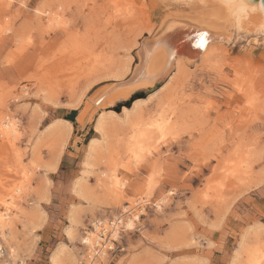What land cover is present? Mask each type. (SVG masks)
I'll use <instances>...</instances> for the list:
<instances>
[{
    "label": "rangeland",
    "instance_id": "374dc122",
    "mask_svg": "<svg viewBox=\"0 0 264 264\" xmlns=\"http://www.w3.org/2000/svg\"><path fill=\"white\" fill-rule=\"evenodd\" d=\"M196 8L165 0L0 7V118L19 124L17 140L0 137V215L9 214L0 264H53L56 251L63 264H85L83 235L128 205H147L146 212L123 233L124 250L111 264H251L259 246L264 264V36H237L209 9L197 8L194 18ZM179 19L226 28V35L211 42L207 60L184 59L183 72L177 59L153 86L161 58L154 44ZM145 49L154 77L134 83ZM136 93L143 97L132 119L171 124L138 145L129 140L124 107L114 110ZM102 114L110 122L106 161L84 173L90 141L103 140L95 127ZM116 180L124 184L118 192ZM72 217L76 231L68 236Z\"/></svg>",
    "mask_w": 264,
    "mask_h": 264
},
{
    "label": "bare ground",
    "instance_id": "6f19581e",
    "mask_svg": "<svg viewBox=\"0 0 264 264\" xmlns=\"http://www.w3.org/2000/svg\"><path fill=\"white\" fill-rule=\"evenodd\" d=\"M11 1L12 0H0V7L6 8V7L10 6ZM159 1H162V0H158V2ZM165 1H171V2L173 1L179 5H186V6L194 5L199 9L200 8L209 9L216 15L217 20L219 22L223 23L225 21L227 24L231 25L233 27L234 33L237 34V36L240 33H244V34L256 33L258 35L264 36V5H263L262 0H165ZM169 4H170V2H169ZM151 5L153 6L152 7L153 10H156V8L159 6V4H157V2L153 3ZM197 8L193 10L194 18H196V16L198 15ZM6 12H7V10H6ZM188 17L191 18L190 16H188ZM168 19H176V18H168ZM52 20H54V19H52V18L50 20L48 19V21H49L48 23H51V24L54 23L55 24V22H52ZM188 20H190V19H188ZM217 20L215 19V21H217ZM193 21L194 20L187 21V20H181V19H179L178 21H168L165 24L166 26L160 31L158 38L156 40V43L154 44L155 48H156L157 44H158L157 48L159 46L161 47V49H159L160 54H161V58L159 60L160 69H158V71H157L158 72L157 73L158 74L157 79L154 80L153 82H151V83H153V86L156 85L162 78H164L166 76V74H168L171 71V69L174 65V62L177 59H178L176 61L177 70L181 69V71H183V72L188 69V68L186 69V66H185L186 64H185L184 59H186L188 62H192L196 59L199 60V58L201 59V61L207 60L210 51L213 49V46H215L214 44H211V42L214 40H215L214 42H217L216 41L217 39L224 37L226 35V31H227L226 28H219L218 29V27H215L213 29L211 24H210V26H211L210 27L207 24H205L204 22H201V21L197 22V20L194 22ZM225 29H226V31H225ZM153 30H154L153 28H150L148 30V32L151 33ZM143 44H142V46H143ZM154 45H151L152 49L154 48ZM212 53L213 52H211V54ZM158 55L159 54L156 53L150 60H152L154 57H157ZM149 56H150L149 50L145 49L143 55L141 54V60H140V64L138 65V69L136 70L134 76L131 79V81H133L134 83H136V82L139 83L141 81L143 82L144 79H147L150 81L153 80L154 74L148 73V71L146 69V65H147L146 62H147V60H148L147 58H149ZM180 56H182V57L179 58ZM150 60H149V62H150ZM148 69L150 70L149 67H148ZM148 83H150V82H148ZM139 103H140V100H137L134 102V104H135L134 108H124L123 109V111L125 113L124 118L127 119L126 123L129 124V126L132 130V135L129 137V140L135 141V143L137 145L138 144H144V142H146V140L148 141L153 136V134H155V133H161V134L166 133L167 130L171 127L169 120L167 118H164V117L161 118L160 120L153 122L150 125L139 124V122H137V119H138L137 117H136L137 119H134V118L132 119L131 115L136 110ZM98 104H99V102L96 103L95 105L98 106ZM111 112L109 114L110 118L112 120L111 122H116V124L119 125V121L117 120V113H115L113 111H111ZM108 121H109V119L107 118V115H104V114L100 115V117L97 119L96 126H95L96 131H97V133L102 135L103 140L92 139L90 141V143L88 145V152L85 156L86 158L84 159V164H85L84 167L87 168V171L85 170L84 173H89V168H91L95 165H99V164H97L99 161H103V162L106 161L103 158L102 148L106 147L105 143L108 142L107 137H108V134H110V133H107V130H106L107 126L110 124V122H108ZM64 124L66 125L68 131L70 132L72 129L71 123L69 121H65ZM116 124H114V125H116ZM175 124L176 123H173L172 125L176 126ZM18 128H19V124H18L17 118H15V117L12 118L8 115L3 117V118L2 117L0 118V137L1 138L5 139V140H10V141L11 140H13V141L17 140L19 138V129ZM13 141H11V142H13ZM104 151H105V149H104ZM90 172H92V171H90ZM101 175L104 177H107V173L105 171L101 172ZM109 176L112 177V174L110 173ZM111 181H113V180H111ZM80 183L81 182L78 183L79 189H80ZM76 187H77V185H76ZM119 187L124 188V184L116 180L115 184L112 185V188H114L118 192V191H120ZM81 193L82 192H80L78 194L80 196H82ZM124 209L125 210L129 209V206L124 207ZM138 210H139V212L143 211V208H142V210L140 208ZM124 213H123V215H124ZM8 215H9L8 213H4L3 215H0V238H2V236H3V234L1 232L4 229V222H5L4 217L8 216ZM117 217H118V215H117ZM133 218L135 220L130 219L129 222H127V224H126L128 229L134 228V226L136 225L137 219H139L138 214H135L133 216ZM8 220H10V219H8ZM97 221H100V220H97ZM94 222H96V220ZM74 223H75V219H74V217H72V224H70V226L67 229L68 230V236H72L76 231V228L74 227ZM90 233H92L93 235H91ZM85 234L83 235L84 237L81 239V243L83 246H86V249H87L88 248L87 244L92 247L95 244V242L99 239V237H98L97 233H94V232H87ZM95 236H97V239ZM69 238L72 239V237H69ZM1 243H2V241H1ZM259 248H260V246H259ZM259 248H258V250L256 248L252 252H250V254H249L250 261L249 262L251 264H260L261 263L262 259L257 258L258 253H262L261 249H259ZM241 249H243V248H241ZM60 254H61L60 251L54 252V254L51 257V261L53 264H63L61 262L62 256ZM81 257L84 260V256H81ZM261 257H263V255H261Z\"/></svg>",
    "mask_w": 264,
    "mask_h": 264
},
{
    "label": "built area",
    "instance_id": "2783aa9c",
    "mask_svg": "<svg viewBox=\"0 0 264 264\" xmlns=\"http://www.w3.org/2000/svg\"><path fill=\"white\" fill-rule=\"evenodd\" d=\"M141 206L125 210V213L121 212L118 214V217H112L106 222L101 220L92 223L91 229L88 232L97 233L99 239L92 247L87 244L85 264H106L107 261L111 264L114 262L113 259L122 254L124 249L121 247L120 240L123 233L128 230L126 217L130 216L133 218L137 209L140 208L142 210V207H144V210L140 212L138 219L140 221L146 212L147 205Z\"/></svg>",
    "mask_w": 264,
    "mask_h": 264
},
{
    "label": "trees",
    "instance_id": "16d2710c",
    "mask_svg": "<svg viewBox=\"0 0 264 264\" xmlns=\"http://www.w3.org/2000/svg\"><path fill=\"white\" fill-rule=\"evenodd\" d=\"M143 96H141L139 93H136L134 94L131 99L128 101V102H121L119 103L115 108L114 110H116L117 112H120L121 109L124 107V108H129V106L136 100H138L139 98H141ZM77 113V111H73L71 116L68 117V120L74 122L75 119H74V115Z\"/></svg>",
    "mask_w": 264,
    "mask_h": 264
},
{
    "label": "crops",
    "instance_id": "0c3cea01",
    "mask_svg": "<svg viewBox=\"0 0 264 264\" xmlns=\"http://www.w3.org/2000/svg\"><path fill=\"white\" fill-rule=\"evenodd\" d=\"M57 164H58V162H57ZM76 181H77V180H76ZM76 181L74 182V185H75ZM81 187H83V186H81ZM74 188H75V186H74ZM77 189H79V188H77ZM83 190H84V189H83ZM84 191H85V190H84ZM84 191H83V192H84ZM75 193H76V192H75Z\"/></svg>",
    "mask_w": 264,
    "mask_h": 264
},
{
    "label": "water",
    "instance_id": "95a60500",
    "mask_svg": "<svg viewBox=\"0 0 264 264\" xmlns=\"http://www.w3.org/2000/svg\"><path fill=\"white\" fill-rule=\"evenodd\" d=\"M262 2H263V5H264V0H262Z\"/></svg>",
    "mask_w": 264,
    "mask_h": 264
}]
</instances>
